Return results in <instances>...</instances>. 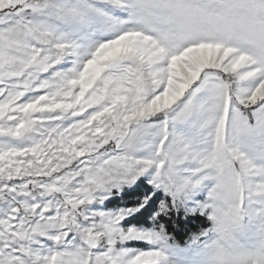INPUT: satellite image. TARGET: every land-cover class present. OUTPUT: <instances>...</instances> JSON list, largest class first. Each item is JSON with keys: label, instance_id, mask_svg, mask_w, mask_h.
<instances>
[{"label": "snow or ice", "instance_id": "snow-or-ice-1", "mask_svg": "<svg viewBox=\"0 0 264 264\" xmlns=\"http://www.w3.org/2000/svg\"><path fill=\"white\" fill-rule=\"evenodd\" d=\"M0 264H264V0H0Z\"/></svg>", "mask_w": 264, "mask_h": 264}, {"label": "clouds", "instance_id": "clouds-1", "mask_svg": "<svg viewBox=\"0 0 264 264\" xmlns=\"http://www.w3.org/2000/svg\"><path fill=\"white\" fill-rule=\"evenodd\" d=\"M252 39L253 37H251L247 33L237 32L234 34L233 39L230 42L245 46L246 43Z\"/></svg>", "mask_w": 264, "mask_h": 264}, {"label": "rangeland", "instance_id": "rangeland-1", "mask_svg": "<svg viewBox=\"0 0 264 264\" xmlns=\"http://www.w3.org/2000/svg\"><path fill=\"white\" fill-rule=\"evenodd\" d=\"M180 243H183V241H181ZM174 259H176V257H174Z\"/></svg>", "mask_w": 264, "mask_h": 264}, {"label": "trees", "instance_id": "trees-1", "mask_svg": "<svg viewBox=\"0 0 264 264\" xmlns=\"http://www.w3.org/2000/svg\"><path fill=\"white\" fill-rule=\"evenodd\" d=\"M177 240L179 239V238H176Z\"/></svg>", "mask_w": 264, "mask_h": 264}]
</instances>
